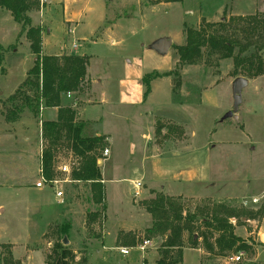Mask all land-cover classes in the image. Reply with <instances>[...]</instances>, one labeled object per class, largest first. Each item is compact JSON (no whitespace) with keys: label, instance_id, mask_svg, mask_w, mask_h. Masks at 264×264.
Instances as JSON below:
<instances>
[{"label":"rangeland","instance_id":"obj_1","mask_svg":"<svg viewBox=\"0 0 264 264\" xmlns=\"http://www.w3.org/2000/svg\"><path fill=\"white\" fill-rule=\"evenodd\" d=\"M124 1L126 9L117 15L134 16L100 30L93 26L94 20L84 19L72 31L75 23L62 21L59 7L45 8L41 17L45 21L42 32L46 33V25L51 29L46 35V53L61 50L63 55L72 50L88 56L84 91L68 99L75 95L88 99L90 103L81 110L88 131L108 138L104 146L109 147V155L98 163L105 210L92 223L87 222V214L101 207L91 201L88 183H60L63 194L59 200L46 183L33 186L46 145L41 118H54L55 109L43 107L37 117L25 109L14 122L2 116L7 97L33 62L26 41L16 42L18 25L11 19L5 21L6 13L0 10V45L8 46L6 51L0 48V56L4 54L0 61V264H5L2 253L12 246L9 264H156L165 235L149 234L152 216L141 203L157 194L172 196L182 206V215L194 218L182 233V256L176 264H264V242L259 240L264 214H257L264 205V74L238 75L247 78V84L241 90L237 118H223L233 104L231 83L237 76L232 72V59L204 55L196 64L181 65L172 46L183 44L184 25L197 28L203 22L229 19L237 16L236 7L241 8L240 16L262 14L264 0H226L221 15L223 0ZM199 5L210 21L186 12ZM32 16L38 22L39 13ZM92 30L95 35L90 36ZM162 37L172 40L163 54L151 47ZM18 54L19 59H14ZM154 71L173 73L151 79L149 92L144 94L141 77ZM175 79L180 80L181 103L172 102ZM78 102L81 106L83 101ZM159 124L163 128L157 132ZM147 144L160 149L151 151ZM56 157V166L74 162L66 148ZM64 177L55 167L53 178ZM130 179L141 182L138 195ZM213 215L226 219L247 248L218 254L214 238L220 233L213 231L208 242L214 250L207 251L201 233L211 232L203 221L213 223ZM63 225L67 231L60 240ZM128 232L135 237L133 245L124 243ZM143 239L152 243L139 250ZM57 242L71 252L60 263H55L53 252ZM25 243L29 244L20 249ZM120 246L128 247L129 253L120 254L115 249ZM238 253L241 258L232 260Z\"/></svg>","mask_w":264,"mask_h":264},{"label":"trees","instance_id":"obj_2","mask_svg":"<svg viewBox=\"0 0 264 264\" xmlns=\"http://www.w3.org/2000/svg\"><path fill=\"white\" fill-rule=\"evenodd\" d=\"M164 2H179L181 0H163ZM40 0H0V8L10 11L13 20L20 24L21 33L29 42V50L35 57L33 66L27 71L25 79L9 95L4 103L2 116L7 122L17 121L22 112L27 109L37 117L41 107H57L55 120H41L42 137L46 145L40 153V167L47 179L55 176L57 162L56 154L66 148L73 159L71 179L88 183L91 201L99 205V210L87 214V222L92 223L100 218L104 212V187L102 176L97 164V157L105 147V135H96L88 131L84 121H75V111L62 104L63 96L67 92L79 93L82 91L86 76L88 56L77 54H63L60 56L41 53V31L39 25H32L28 12L38 9ZM197 28L184 25L183 44H173L181 65L196 64L203 59L215 55L217 59L231 58L234 76L242 75L253 78L264 74V12L253 16H233L217 22H203ZM235 23V24H233ZM205 58V59H206ZM173 72H152L141 77L146 85L144 94L149 92V81L156 77L171 75ZM178 78V73L175 72ZM180 80L175 79L172 88V102L181 103L178 87ZM178 129V125L176 126ZM159 124L157 132L162 129ZM179 135L183 134L180 130ZM166 138V137H165ZM164 138V139H165ZM142 206L152 216V225L149 234L158 232L165 235L160 245L159 258L156 264H176L182 256V233L189 230L194 218L182 215L181 205L172 196L157 194L153 198L143 201ZM220 207V206H219ZM224 209L223 206H221ZM220 207V208H221ZM264 214V205L257 214ZM229 213V212H227ZM231 214V213H229ZM260 214V213H259ZM211 220H204L209 233H201L203 244L207 251H213V244L208 242L213 231L220 233L214 238L217 253L227 250L238 252L247 248L240 243V238L233 234L226 219L213 215ZM60 240L66 234L67 227L60 229ZM125 245H133L135 237L126 233ZM196 240L192 243L196 244ZM239 243V244H237ZM55 263L71 254L62 243L54 245ZM216 253V252H215ZM11 250L2 253V261L9 264ZM11 261V260H10ZM4 264V263H3Z\"/></svg>","mask_w":264,"mask_h":264},{"label":"crops","instance_id":"obj_3","mask_svg":"<svg viewBox=\"0 0 264 264\" xmlns=\"http://www.w3.org/2000/svg\"><path fill=\"white\" fill-rule=\"evenodd\" d=\"M168 3V2H167ZM225 3H226V0H223V2L221 3V5H220V9H219V12H220V15H221V12H223L224 10H225ZM126 2L124 1V0H107V1H104V0H40V6H39V8L38 9H33V10H31V11H29L28 12V15H29V17H30V19H31V24L32 25H34V26H36V25H39L41 28H43V23L45 22L44 20H43V18H41L42 17V15L44 14V9L45 8H47V9H52V8H55V7H59L58 9L61 11V13H62V21H64L66 24H70V23H75V25H74V27L71 29L72 31H73V29H75V28H77L78 26H80L81 24V22L84 20V19H86V21H88L89 22V19L90 20H94V22H96L95 24H93V26H95L98 30H100V28L101 27H103V26H107L108 24H110V23H113V22H116V20H118V19H121V18H131V17H133L134 15H117V14H119V13H123L124 11H125V9H126ZM153 9H155V8H153ZM241 8L240 7H236L235 9H233V10H236L235 11V14L236 15H238V14H243L242 12H240L241 10H240ZM0 10L3 12V11H5L4 13H6V14H4V15H6L5 16V21H7L8 19H11L12 21H14L13 20V18H12V16H11V13H10V11H8V10H6V9H4V8H0ZM57 10V9H56ZM186 12H188V13H193V14H196L197 16L196 17H204V18H206V20H211V19H209L208 17H206L205 15H204V13L202 12V7H201V5H199V6H197V8L196 9H188ZM32 13H39V15H40V17L38 18V22H34L33 21V16H32ZM123 16V17H122ZM219 18H221V16L219 17ZM15 22V21H14ZM16 24L18 25V34H17V37H16V42L20 39V38H22V39H24V41H26V43H27V46H28V48H29V42H28V40L26 39V37H25V35H24V32L23 33H21L20 34V31H21V26H20V24L19 23H17L16 22ZM89 27H91L90 25H89ZM70 29V28H69ZM68 29V30H69ZM96 29V30H97ZM95 30V31H96ZM95 31H91L90 33H89V35L90 36H92V35H95L94 34V32ZM42 32V31H41ZM45 32L46 33H41V53L42 54H46V55H56V56H60V55H62V51L60 50V51H58V52H56V53H46L45 51H44V45H45V40L46 39H48L47 38V34H50V32H51V29L50 28H48L47 27V25H46V27H45ZM108 41L111 43V41H112V43L111 44H113V43H115V41H114V39L113 38H109L108 39ZM19 42H21V41H19ZM13 45H15V44H12V43H10V45L9 46H13ZM0 48H2V49H4L5 51L7 50V48H8V46H7V48H5V47H3V46H1L0 45ZM4 51V52H5ZM30 51V50H29ZM68 54H74V52L71 50ZM29 55H30V57H31V59H32V62L34 63V60H35V57L33 56V54L31 53V52H29ZM77 55H85V54H77ZM19 54L18 55H16V57L14 58V59H19ZM87 56V55H86ZM4 59V54L2 55V56H0V61L1 60H3ZM33 63H32V65L26 70V72H25V74H24V77H23V79L19 82V84L15 87V89L21 84V82L25 79V77H26V75H27V71L33 66ZM1 69H4V71L2 72V70H1V74H3V73H5V68H1ZM15 89L13 90V91H15ZM83 89H84V86H83ZM84 91V90H83ZM83 91H80L79 93H82ZM1 93V92H0ZM68 93V92H67ZM67 93L63 96V99H62V104H64V105H68V104H70L71 103V101H72V103L71 104H74L73 106L72 105H69L74 111H75V121L77 122V121H84V122H86L87 123V125H88V122L84 119V118H82V115H81V110H82V108L87 104V103H90V101L88 100V99H82L84 96L83 95H81V96H74V98H72L71 99V101H69L70 99H68V98H70L71 96H73V94H75V93H73V92H70V94L69 95H67ZM78 93V94H79ZM77 94V95H78ZM86 98V97H85ZM79 100H81V106H80V104H79ZM70 102V103H69ZM75 105H79L78 107H77V109H75ZM43 107H41L40 109H42ZM51 108H53V109H55V117L54 118H51V119H44V118H41L42 120H55L56 119V116H57V107H54V106H52ZM79 108V109H78ZM157 118V117H156ZM89 126V125H88ZM89 132H92L91 131V129H89ZM94 134H96V135H100V134H102V133H100V132H98V131H95L94 132ZM103 135H105V134H103ZM145 138L147 139V140H150V137L148 138V136L146 135L145 136ZM108 138H107V135H105V140L107 141V143H108V140H107ZM166 140H169L168 138H165V141ZM130 143H132V145H133V151H134V143L133 142H130ZM129 143V144H130ZM147 146H148V148L150 149V147H149V145L147 144ZM107 148H109L108 146H107ZM159 149L160 148H154V149H150L151 151H155V152H157V151H159ZM39 166H40V161H39V165H38V167H37V171H38V168H39ZM37 177H38V174H37ZM37 177H36V179H37ZM133 180H138V179H130V181L129 182H132ZM139 181V180H138ZM35 182V181H34ZM34 182H33V186H35L34 185ZM140 182V181H139ZM102 183H103V179H102ZM141 183V182H140ZM21 184H24L23 182L21 183ZM132 185V184H131ZM141 188V187H140ZM132 189H133V187H132ZM173 193H170V195H172ZM178 194H180V193H178ZM0 208H2V207H0ZM3 209V208H2ZM104 210H105V208H104ZM105 214V213H104ZM104 218H105V216H104ZM118 231H116V233H117ZM10 243V242H9ZM1 244V243H0ZM29 243H25L24 245H22L21 247H20V249L21 248H23L24 249V247H26L27 245H28ZM13 251H14V246H12L11 247V253L13 254ZM20 252H21V250H20ZM28 253H26V255H27ZM16 258H19V257H16ZM23 261V260H22ZM21 261V262H22Z\"/></svg>","mask_w":264,"mask_h":264},{"label":"built area","instance_id":"obj_4","mask_svg":"<svg viewBox=\"0 0 264 264\" xmlns=\"http://www.w3.org/2000/svg\"><path fill=\"white\" fill-rule=\"evenodd\" d=\"M70 92L67 93V95H69ZM109 148L104 147L99 155V157L97 158V164L100 163L103 159L107 158L109 155ZM66 163H62L59 166L57 165L56 167L58 168V170L62 173L65 174L64 179H56V178H51V179H47L42 171V168L39 166L38 168V177L34 182L35 187H40L42 185V183H46L51 189H53V193L54 196L57 200L62 199V194H63V190L61 188L60 183L63 182H70L72 181L71 179V175H70V167L73 165L69 160ZM71 165V166H70ZM133 190H134V194L138 195L139 194V189L141 187V183L138 180H133L131 182ZM255 199H253L254 201ZM151 240L150 239H143L141 241V243L138 245V249L139 250H144V248H146L147 246L151 245ZM120 254L122 255H126L129 253V248L125 247V246H120V247H116L115 248ZM241 258V253L235 254L231 257L232 260H239Z\"/></svg>","mask_w":264,"mask_h":264},{"label":"water","instance_id":"obj_5","mask_svg":"<svg viewBox=\"0 0 264 264\" xmlns=\"http://www.w3.org/2000/svg\"><path fill=\"white\" fill-rule=\"evenodd\" d=\"M172 40L167 37H162L157 39L154 43L151 44V47L158 51L159 53L163 54L167 52V50L171 47ZM247 84V78L242 77V76H237L233 79L231 83L232 87V99H233V104H232V109L229 110L223 118L227 117H233L237 118V109L238 106L241 102V90L242 88ZM259 240L261 242H264V233L259 234ZM64 243H67V240H63Z\"/></svg>","mask_w":264,"mask_h":264}]
</instances>
